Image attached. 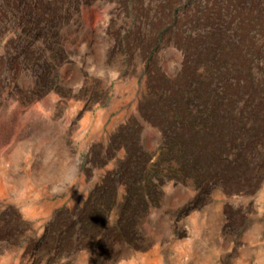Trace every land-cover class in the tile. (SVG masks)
I'll list each match as a JSON object with an SVG mask.
<instances>
[{"label":"rangeland","instance_id":"rangeland-1","mask_svg":"<svg viewBox=\"0 0 264 264\" xmlns=\"http://www.w3.org/2000/svg\"><path fill=\"white\" fill-rule=\"evenodd\" d=\"M236 1L216 32L202 0H0V264H264V0ZM237 62L236 83L212 74ZM216 86L238 98L193 137L197 176L162 178L128 240L104 232L124 218L123 183L91 223L127 154L152 164L185 97L213 104ZM244 110L232 161L225 122Z\"/></svg>","mask_w":264,"mask_h":264},{"label":"trees","instance_id":"trees-1","mask_svg":"<svg viewBox=\"0 0 264 264\" xmlns=\"http://www.w3.org/2000/svg\"><path fill=\"white\" fill-rule=\"evenodd\" d=\"M213 1L214 0H202L200 7H202V9L207 12V14L210 16V19L213 21L211 23L213 24L211 28H213V30L216 32L224 31L225 27L223 23L227 13L229 12L228 6L233 8L234 4H236L237 7L240 5L236 0L233 2H229L228 0H218L215 5ZM241 3L246 5L245 1ZM4 8L6 12L7 6L5 5ZM254 12L255 16H253L252 19L256 27L251 31L250 34L260 36L261 27L257 23L260 19L258 15L259 11L256 9ZM200 13H202V10ZM8 17L11 19L13 17V13L8 11ZM50 26L51 25L49 24L48 27L50 28ZM244 52L246 53L248 60L255 58L258 55V53H256V49L252 47L251 43L248 42H246L244 45ZM35 62L37 69L46 68L45 66L42 67V65H40L39 56ZM226 65L227 66L222 67V69H214L212 74L215 75L216 78L220 77L223 79H231L234 81V83H236L238 81V76L249 70L246 66H241L239 62H237V65L233 63H226ZM224 94L225 93L223 90L220 91L219 87L216 86L213 89V104H211V102H207L204 99L199 100V98H197L198 96L196 97V94L192 92L189 94V96L185 97L187 101L186 106L189 117L181 122L179 120L172 123L165 121L168 123V125H165V135L163 136V141L159 148L157 159L152 164L148 165L141 159V157L135 156L133 152H129L127 154V158L124 160V163L122 162L123 164L117 166L114 174L108 177V181L106 180L102 194L100 195L97 202L95 200L94 203L96 206V209H94L96 210L95 216L93 215L94 217H91L89 221L94 223V225H97V214L102 217L106 212H108L112 206L111 197L115 192L117 186L116 184L123 183L125 192L123 193V200L120 202L119 212L120 214H124V218L121 221L116 220L110 225H107V227L104 229V232L113 233L128 240L131 235V222L133 220L134 209H137L138 202H145L150 198L156 197L158 194V186L162 178L168 175L180 177L189 176L192 173V175L197 176L198 169L201 165L197 162L192 150V146L194 144L193 137L200 138L202 133L204 134L209 130L210 123L214 122L218 113L221 112V109L216 105L220 97H226V100L232 99L230 105V108L232 109V106L235 103L234 101L237 100L238 96ZM153 96L154 97L151 99L155 101V103H165L157 95V93H155V91ZM262 99L264 100V91L260 90L259 100ZM200 101H204L208 108H206V105L202 104ZM240 107H242V105ZM254 109L257 110L259 108L254 105ZM251 112L254 113L250 108L248 110L249 115ZM225 113L228 112H223L224 115H226ZM238 114H240V112ZM244 115L245 117L243 120L225 122L226 124L232 123V131L234 130L235 137L238 138V140L230 138V142L226 143L221 148L222 155L230 158L232 161H234L236 157L235 153L242 149V140L247 135L248 129L246 128V123L249 120L247 118V111L245 110ZM187 129L190 131L189 135L184 132ZM202 171L203 170L200 169L201 173ZM93 218L94 221H91ZM64 235H68L67 230L64 231Z\"/></svg>","mask_w":264,"mask_h":264},{"label":"bare ground","instance_id":"bare-ground-1","mask_svg":"<svg viewBox=\"0 0 264 264\" xmlns=\"http://www.w3.org/2000/svg\"><path fill=\"white\" fill-rule=\"evenodd\" d=\"M184 248H185V247H184ZM176 251H177V250H176ZM179 253H180V252H179ZM181 256H182V255H181ZM181 256H180V257H181ZM177 258H178V257H177ZM179 259H180V258H179ZM177 261H178V260H177Z\"/></svg>","mask_w":264,"mask_h":264}]
</instances>
